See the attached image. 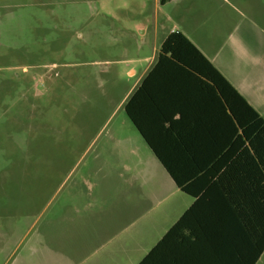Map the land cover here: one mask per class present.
<instances>
[{"label":"rangeland","instance_id":"374dc122","mask_svg":"<svg viewBox=\"0 0 264 264\" xmlns=\"http://www.w3.org/2000/svg\"><path fill=\"white\" fill-rule=\"evenodd\" d=\"M230 1L264 33V0ZM169 6L0 0V264H121L142 242L157 182L120 103Z\"/></svg>","mask_w":264,"mask_h":264},{"label":"crops","instance_id":"0c3cea01","mask_svg":"<svg viewBox=\"0 0 264 264\" xmlns=\"http://www.w3.org/2000/svg\"><path fill=\"white\" fill-rule=\"evenodd\" d=\"M169 5L165 26L155 23L146 64L140 68V58L128 60V73L136 79L120 105L144 84L134 110L172 173L124 109L138 131L125 141L142 139L151 153L156 206L142 214V242L131 251L127 243V255L111 254L110 262L264 264V160L254 155L209 81L166 60L158 64L163 41L182 32L264 118L259 18L230 0H171L160 6Z\"/></svg>","mask_w":264,"mask_h":264},{"label":"trees","instance_id":"16d2710c","mask_svg":"<svg viewBox=\"0 0 264 264\" xmlns=\"http://www.w3.org/2000/svg\"><path fill=\"white\" fill-rule=\"evenodd\" d=\"M171 0H159L165 5ZM166 60L177 68L186 69L203 77L219 92L224 104L229 108L233 120L242 130V137L250 146L255 156L264 160V118L244 99L200 50L182 32L171 33L161 44L158 52V64ZM144 84L124 105V109L150 146L159 161L172 173L166 158L162 155L154 140L148 135L138 113L134 110V100L138 97ZM174 228L169 234L173 233Z\"/></svg>","mask_w":264,"mask_h":264}]
</instances>
